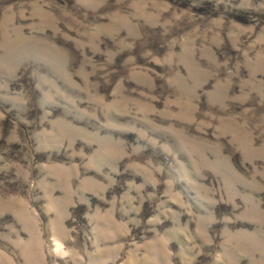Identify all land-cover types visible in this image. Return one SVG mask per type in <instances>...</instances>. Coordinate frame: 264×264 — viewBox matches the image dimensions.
<instances>
[{
  "label": "rangeland",
  "instance_id": "obj_1",
  "mask_svg": "<svg viewBox=\"0 0 264 264\" xmlns=\"http://www.w3.org/2000/svg\"><path fill=\"white\" fill-rule=\"evenodd\" d=\"M0 264H264V0H0Z\"/></svg>",
  "mask_w": 264,
  "mask_h": 264
}]
</instances>
